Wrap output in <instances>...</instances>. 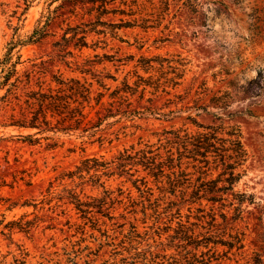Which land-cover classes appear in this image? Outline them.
<instances>
[{"label": "rangeland", "instance_id": "1", "mask_svg": "<svg viewBox=\"0 0 264 264\" xmlns=\"http://www.w3.org/2000/svg\"><path fill=\"white\" fill-rule=\"evenodd\" d=\"M169 1V10L158 17L165 6L162 0H140L139 3H145L142 6L145 9L136 16L149 18L147 25L150 27L122 29L119 34L125 41L111 37L110 33L107 36L91 33L89 47L76 48L75 41L70 42L67 46L72 55L62 58L55 43L62 41L70 26L98 19L99 13L92 4L75 0H0V56L13 38L27 39L43 26L48 32L41 41L17 49L22 54V63L18 66L20 73L25 78L24 73L30 72L33 85L40 81L47 86L55 74L85 77L91 81V74H83L81 70L90 67L85 65L87 60L96 59L97 53L123 58L122 62L97 63L93 69L97 73L116 75L118 83L129 72L131 82L136 79L134 71L146 77L154 74V71L146 73L142 67H137L142 56L173 58L181 54L189 62L184 83L172 91L182 94L184 100L179 108L184 106L183 111L169 117L146 114L135 121L122 119L115 125L111 123L120 117L112 118L96 136L80 132L58 134L59 143L55 147H50L51 141L44 139L29 144L19 138V135L36 130L3 127L9 121L11 110L4 108L0 101V198L8 199L0 201V221L5 220L0 228V264H145L137 257L142 250L177 253L178 249L170 245L179 242L172 240L179 218L165 212L164 204L159 209L160 215L154 213L148 201H144L148 208L144 213L145 197L133 184L138 174L104 176L98 184L89 181V176L69 178L65 175L77 170L86 157L111 159L132 144L155 143L154 133L166 127L184 126L196 130L189 116L203 125L223 123L240 127L249 161L237 188L256 197L255 204L246 206L243 217L229 224L233 233H244V248L229 250L226 246L211 245L212 252L221 255L211 264L254 263L256 259L264 264V89L259 96L249 97L230 87L231 81L240 86L257 77L260 69L264 70V0ZM119 5L120 0L111 8ZM134 10L139 11L137 7ZM121 17L130 19L113 14L102 19L119 22ZM73 33L69 31L68 36ZM99 38L104 42L95 48ZM107 82L117 84L112 80ZM203 82H206L207 91L196 95L197 89L203 90L198 88ZM227 90L234 94L232 106L227 111L209 106L207 113L194 107L195 100L202 98L199 105L209 104L214 94ZM3 93L0 91V95ZM149 97L153 96L148 93L146 99ZM168 98L179 101L161 94L155 103L162 107ZM229 112L237 114L229 118ZM123 126L128 127L122 129ZM100 135L107 139L99 141ZM29 180L31 184L27 183ZM102 182L114 198L103 207L98 201L105 197V189L100 186ZM150 186L154 190L153 202L161 194L151 179ZM69 191L76 192L89 203L88 213L77 209ZM11 203H15V207L8 209ZM25 203L28 206H23ZM182 214L186 221L190 214L188 206L182 209ZM195 215L194 211L192 222L196 221ZM22 218L24 222H33L30 230L15 229L10 237L4 225ZM132 226L140 236L134 238ZM202 251L206 249L197 252L200 255Z\"/></svg>", "mask_w": 264, "mask_h": 264}, {"label": "trees", "instance_id": "2", "mask_svg": "<svg viewBox=\"0 0 264 264\" xmlns=\"http://www.w3.org/2000/svg\"><path fill=\"white\" fill-rule=\"evenodd\" d=\"M83 4L90 3L99 13L96 21L81 23L68 30L74 32L70 37L66 31L62 41L55 43L60 48L62 58L72 55L68 50V43L74 42L76 48L89 47L88 37L91 33L95 35L110 36L125 41L119 34L122 29L136 27L148 28L149 18L141 15L143 4L140 0H120V5L112 7L118 0H75ZM149 1V0H147ZM165 4L164 10L170 8L169 0H162ZM127 6L123 8L121 6ZM137 7L138 10H134ZM193 7V6H191ZM141 8V9H140ZM193 11L196 8L193 7ZM121 15L119 22H107L104 16ZM48 35L46 27H40L27 39L22 37L13 38L6 46V52L0 56V101L3 107L11 110L9 121L2 126L13 127L24 130H36L34 133L19 135L29 144L40 143L42 139L51 141L50 147L59 143L56 137L58 134L83 133L96 136L103 131L102 126L112 118L120 117L111 123L115 125L125 119L135 121L146 114L169 117L178 111H183L184 106L179 108L180 102L184 100L182 94L172 92L184 83L188 71V60L181 54L169 57H144L139 60L137 67H142L146 73L154 71V74L144 76L134 71L135 81L131 82L128 75L118 83V77L111 73L94 72L95 64H102L104 61L122 62L123 58L104 53L96 54V59L87 60L83 68V74H91L92 80L85 77L63 74L53 75L51 84L45 86L38 81L32 84L31 73L26 71L25 78L18 68L22 63L20 47L29 43H36ZM104 40H97L94 47ZM67 62V61H65ZM107 80L117 83L111 85ZM264 70L260 69L258 76L247 81L243 85L230 82L233 90H238L249 97L260 95L263 87ZM171 88V89H170ZM203 90H196V95H202L207 91L206 82L198 87ZM193 88H191L192 90ZM151 96L146 99L147 94ZM165 94L172 98L167 99L164 106L159 107L155 99ZM234 94L232 91H219L209 99V104H201L202 98L195 100V108L209 113V106H214L221 111H227L233 103ZM168 108V112H163ZM189 108V107H186ZM250 112V111H249ZM237 113L229 112V118ZM218 119L221 116L215 114ZM188 119L197 127L196 130L182 127H166L162 131L154 133L157 142L132 144L125 147L111 159L104 157H86L77 166V170L67 173L65 176L79 178L89 176V181L95 184L101 182L104 176L110 178L114 175L130 176L136 174L134 186L141 192V196L151 204L154 213L161 214L159 209L162 205L169 215L179 218L176 235L172 240L179 242L174 246L177 253H156L151 249L142 250L137 257L145 264H211L214 259L221 258L220 253L212 252L213 247L218 245L226 246L229 250L244 248V233H233L229 228L231 221H237L243 217L247 205L256 203L253 193L242 191L237 188L243 176L246 174V166L249 161V153L243 141L242 131L239 126H226L223 123L203 125L198 123L194 116ZM128 126H123L126 129ZM41 135V137H39ZM105 135H100L99 141L104 142ZM143 174V175H142ZM150 179L157 185L161 197L153 202V188L150 186ZM5 183V182H4ZM31 184V180L27 182ZM105 189V197L98 199L103 207L110 201H114L113 193L107 189L104 182L100 183ZM69 197L81 212L88 213L91 207L84 202L76 192L69 191ZM0 201L8 199L0 198ZM23 206H28L25 203ZM188 206L189 215L184 221L182 209ZM15 207L11 203L8 209ZM147 207L144 206L146 214ZM219 211V214L217 213ZM196 212V221H191V215ZM110 216V215H108ZM112 217V216H110ZM221 221L219 220V218ZM5 220L0 221V228ZM32 221H25L24 218L18 221H10L4 225L9 230L10 237L15 229L28 232ZM133 227L134 238L140 236L135 226ZM199 230V231H198ZM2 234H7L2 231ZM213 245V247H211ZM210 247V248H209ZM204 248L199 255L198 250ZM208 249V250H207ZM166 251V250H165ZM212 252V253H211ZM210 253L212 255H210ZM261 259L254 263L246 262L239 264H260ZM22 263V262H21Z\"/></svg>", "mask_w": 264, "mask_h": 264}]
</instances>
